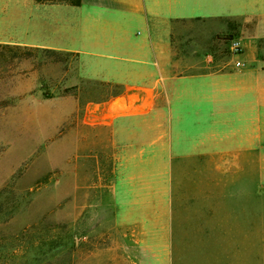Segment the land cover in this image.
Instances as JSON below:
<instances>
[{"label": "crops", "instance_id": "obj_1", "mask_svg": "<svg viewBox=\"0 0 264 264\" xmlns=\"http://www.w3.org/2000/svg\"><path fill=\"white\" fill-rule=\"evenodd\" d=\"M227 35L243 45L231 63L216 54ZM0 46L80 57L82 81L104 89L91 96L103 99L91 130L107 137L123 178H145L130 164L149 161L264 162V0H0ZM157 189L158 238H176L175 200L212 194L211 186ZM115 194L117 229L153 238L149 188Z\"/></svg>", "mask_w": 264, "mask_h": 264}, {"label": "rangeland", "instance_id": "obj_2", "mask_svg": "<svg viewBox=\"0 0 264 264\" xmlns=\"http://www.w3.org/2000/svg\"><path fill=\"white\" fill-rule=\"evenodd\" d=\"M223 38L216 54L231 63L235 38ZM81 69L76 54L0 46V240L15 238L18 249L8 264H264V162L149 161L130 164L145 178H123L107 137L91 130L103 101L91 96L104 89L83 82ZM124 186L151 191L153 238L117 229ZM165 186L212 187L185 202L171 196L176 238L156 236Z\"/></svg>", "mask_w": 264, "mask_h": 264}, {"label": "trees", "instance_id": "obj_3", "mask_svg": "<svg viewBox=\"0 0 264 264\" xmlns=\"http://www.w3.org/2000/svg\"><path fill=\"white\" fill-rule=\"evenodd\" d=\"M38 1L46 2V1H51V0H38ZM52 1H60L64 3H68L73 6H80L82 4V0H52ZM14 240L15 238H3L0 240V264H8L9 261H11L13 258L17 256L18 249H17V246L14 244ZM53 243L57 245V242H51V245ZM41 246H44V244H42ZM46 260L47 258H44L43 262Z\"/></svg>", "mask_w": 264, "mask_h": 264}, {"label": "built area", "instance_id": "obj_4", "mask_svg": "<svg viewBox=\"0 0 264 264\" xmlns=\"http://www.w3.org/2000/svg\"><path fill=\"white\" fill-rule=\"evenodd\" d=\"M230 50L232 52V56L239 57L243 54V45L239 40L232 39L230 41ZM234 65L236 68H243L245 66V62L236 60Z\"/></svg>", "mask_w": 264, "mask_h": 264}]
</instances>
